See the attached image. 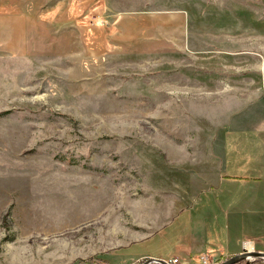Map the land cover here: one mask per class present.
Instances as JSON below:
<instances>
[{
    "label": "rangeland",
    "instance_id": "1",
    "mask_svg": "<svg viewBox=\"0 0 264 264\" xmlns=\"http://www.w3.org/2000/svg\"><path fill=\"white\" fill-rule=\"evenodd\" d=\"M54 2L0 0V18L47 19ZM180 9L186 25L160 48L0 50V264L264 251V0H104L84 23L163 31Z\"/></svg>",
    "mask_w": 264,
    "mask_h": 264
},
{
    "label": "crops",
    "instance_id": "2",
    "mask_svg": "<svg viewBox=\"0 0 264 264\" xmlns=\"http://www.w3.org/2000/svg\"><path fill=\"white\" fill-rule=\"evenodd\" d=\"M103 3L104 0H55L50 9V17L47 19H44L40 15L41 13H18L0 18V50L10 55L22 57L50 56L68 58L76 51L75 48L79 44L82 46L84 54L87 52L89 55L97 56L103 52H97L96 48L92 47V44H99L105 40L111 41L113 38L114 41L124 39L128 43V46L136 36H138L139 41L144 43L143 46L150 45L153 48L154 46H161L158 44L161 41L162 43L170 41L171 30L175 28L181 29L187 23V13L181 9L168 12V15L162 16L161 20L163 21L160 23L164 26V32L155 26L156 23H153L151 28L148 27V31H145V28L142 30L141 28L135 29L134 25L125 22V18L127 17L120 20L113 17L112 24L106 26L98 24L91 27L84 23L85 18L95 15L92 18L100 19L103 16ZM85 11H87V14L81 16V13ZM155 33L156 35L163 36V39L155 42ZM124 46H120L117 49L114 48L113 50L117 51L118 49L125 48ZM257 103L260 110V118L264 122V96ZM262 132L264 138V130ZM225 176L227 175L221 176L218 174L216 177L221 182V178ZM227 177L234 179L240 177L257 179L255 176L246 177V175H228ZM206 183L207 179L203 178L202 186H207L205 185ZM240 251L241 247L236 250L228 247L227 252L219 256L226 254L233 255Z\"/></svg>",
    "mask_w": 264,
    "mask_h": 264
},
{
    "label": "built area",
    "instance_id": "3",
    "mask_svg": "<svg viewBox=\"0 0 264 264\" xmlns=\"http://www.w3.org/2000/svg\"><path fill=\"white\" fill-rule=\"evenodd\" d=\"M255 251L253 242L250 240L242 241L241 243V251L250 253ZM252 258H248L251 260ZM198 262L196 264H218L219 261L217 258H210L206 254H200L197 256ZM146 261V259H137L129 264H142ZM165 264H179V259L177 257H171L168 260H164ZM78 264H109L105 261L100 260L99 258H89L86 260L80 261ZM157 264V263H155Z\"/></svg>",
    "mask_w": 264,
    "mask_h": 264
},
{
    "label": "water",
    "instance_id": "4",
    "mask_svg": "<svg viewBox=\"0 0 264 264\" xmlns=\"http://www.w3.org/2000/svg\"><path fill=\"white\" fill-rule=\"evenodd\" d=\"M248 258L252 259H262L264 260V251H253L250 253L246 252H239L233 255H229L228 258L225 260L219 262L218 264H234L238 261L241 260H248ZM150 263H157V264H165L163 260H158V259H147L144 263L142 264H150Z\"/></svg>",
    "mask_w": 264,
    "mask_h": 264
},
{
    "label": "trees",
    "instance_id": "5",
    "mask_svg": "<svg viewBox=\"0 0 264 264\" xmlns=\"http://www.w3.org/2000/svg\"><path fill=\"white\" fill-rule=\"evenodd\" d=\"M229 255H221L218 257V261L221 262L222 260L228 258ZM261 259H253V261H246V260H241V261H238L234 264H252V262H257V261H260Z\"/></svg>",
    "mask_w": 264,
    "mask_h": 264
}]
</instances>
